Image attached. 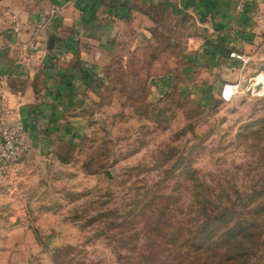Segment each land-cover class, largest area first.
<instances>
[{
  "label": "rangeland",
  "instance_id": "1",
  "mask_svg": "<svg viewBox=\"0 0 264 264\" xmlns=\"http://www.w3.org/2000/svg\"><path fill=\"white\" fill-rule=\"evenodd\" d=\"M237 2L242 29L223 33L148 6L152 25L80 66L76 96L50 86L65 48H43V76L9 82L19 94L34 86L48 111L30 129L7 117L25 143L0 168V264H230L185 238L199 219L194 178L218 193L264 166V136L248 134L264 119V0ZM9 27L25 75L37 37L17 19ZM233 264H264V237Z\"/></svg>",
  "mask_w": 264,
  "mask_h": 264
},
{
  "label": "crops",
  "instance_id": "2",
  "mask_svg": "<svg viewBox=\"0 0 264 264\" xmlns=\"http://www.w3.org/2000/svg\"><path fill=\"white\" fill-rule=\"evenodd\" d=\"M237 3V0H0V106L9 107L10 120L21 119L27 129L41 121L44 111H48L45 96L35 93L34 86L21 94L15 93L9 82L43 76L44 47L47 52L68 49L61 68L55 71L60 81L52 80L50 86L53 93L64 88V93L71 90L76 96L84 87L80 66L93 62L98 52L121 44L125 30L134 33L152 25L153 15L147 10L148 6L159 5L168 14L189 13L202 27L223 33L242 29L244 13L238 12ZM14 19L21 25L23 38L37 37L39 53L33 61V69L26 70L25 75L18 74L13 67L9 23ZM44 33H49L48 39L54 36V41L45 44ZM73 49L77 50V55L72 54ZM49 93L46 99L50 96L55 101L56 95Z\"/></svg>",
  "mask_w": 264,
  "mask_h": 264
},
{
  "label": "trees",
  "instance_id": "3",
  "mask_svg": "<svg viewBox=\"0 0 264 264\" xmlns=\"http://www.w3.org/2000/svg\"><path fill=\"white\" fill-rule=\"evenodd\" d=\"M253 124L248 134L253 139L264 136V119ZM193 180L197 183L193 195L199 219L194 228L186 230L185 241L191 243L194 253L206 257H210V252L229 255L228 261L233 264L260 248L264 237V166L254 177L249 176L242 188L225 187L218 193L198 178ZM180 259L178 256L170 262L184 264Z\"/></svg>",
  "mask_w": 264,
  "mask_h": 264
},
{
  "label": "built area",
  "instance_id": "4",
  "mask_svg": "<svg viewBox=\"0 0 264 264\" xmlns=\"http://www.w3.org/2000/svg\"><path fill=\"white\" fill-rule=\"evenodd\" d=\"M8 108L0 112V168L7 165L24 147L25 130L20 124L7 122Z\"/></svg>",
  "mask_w": 264,
  "mask_h": 264
},
{
  "label": "bare ground",
  "instance_id": "5",
  "mask_svg": "<svg viewBox=\"0 0 264 264\" xmlns=\"http://www.w3.org/2000/svg\"><path fill=\"white\" fill-rule=\"evenodd\" d=\"M264 79V75H262V79H256L255 80V82L257 83V85H259L258 83L261 81V80H263ZM231 91H232V87H230L229 85H227V87H226V89H225V92H224V94H225V96H228L230 93H231Z\"/></svg>",
  "mask_w": 264,
  "mask_h": 264
},
{
  "label": "water",
  "instance_id": "6",
  "mask_svg": "<svg viewBox=\"0 0 264 264\" xmlns=\"http://www.w3.org/2000/svg\"><path fill=\"white\" fill-rule=\"evenodd\" d=\"M50 43L54 41V36H51L49 39ZM258 86H261V84H259Z\"/></svg>",
  "mask_w": 264,
  "mask_h": 264
}]
</instances>
